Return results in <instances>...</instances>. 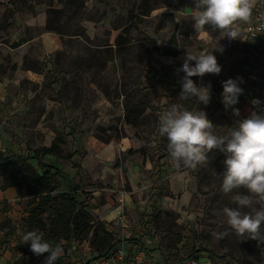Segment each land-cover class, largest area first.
Returning a JSON list of instances; mask_svg holds the SVG:
<instances>
[{
  "label": "rangeland",
  "instance_id": "rangeland-1",
  "mask_svg": "<svg viewBox=\"0 0 264 264\" xmlns=\"http://www.w3.org/2000/svg\"><path fill=\"white\" fill-rule=\"evenodd\" d=\"M249 2V18L236 22L239 40L229 41L211 25L196 31L195 0H0L1 154L63 170L70 179L54 194L78 187L93 227L106 224L116 248L145 247L149 262L264 264V234L236 235L223 213L246 191H221L225 155L213 149L196 168L177 166L159 134L172 105L204 111L217 135L237 125L221 102L223 82L240 78L244 91L264 82V58L242 41L244 27L264 16V0ZM188 51L213 52L220 66L192 77L210 86L207 106L180 98ZM235 106H244L242 95ZM59 139L60 155L45 156ZM32 206L15 189L0 190V264H44L48 253L22 251ZM64 244L56 264L97 256L88 242Z\"/></svg>",
  "mask_w": 264,
  "mask_h": 264
},
{
  "label": "clouds",
  "instance_id": "clouds-1",
  "mask_svg": "<svg viewBox=\"0 0 264 264\" xmlns=\"http://www.w3.org/2000/svg\"><path fill=\"white\" fill-rule=\"evenodd\" d=\"M251 9L249 0H195L194 27L196 31H207L206 26L211 25L219 31H226L231 37L227 40H239L236 22L246 21ZM216 50L222 51L219 47ZM178 71L185 73L180 98H195L199 104L207 106L210 86H198L192 77L220 72L213 52L196 56L188 51ZM243 91L240 78H229L223 82L221 102L225 109L231 108L236 116L240 115V109L233 106L238 104ZM261 103L259 99L252 101L253 106ZM213 126L204 111L181 109L176 105L159 117V134L167 138L168 152L177 166L182 163L185 167L196 168L213 149L225 155L221 191L231 194L234 190H246L232 196L236 207L223 208L227 224L238 236L247 235L251 239L261 240L260 236L264 234V110L252 111L247 118L240 119L235 127L228 128L225 135L215 134ZM245 208L249 211L245 212ZM19 235L21 244L28 245L37 257L48 253L44 264H56L63 256L62 243H53L43 232L32 230Z\"/></svg>",
  "mask_w": 264,
  "mask_h": 264
},
{
  "label": "trees",
  "instance_id": "trees-1",
  "mask_svg": "<svg viewBox=\"0 0 264 264\" xmlns=\"http://www.w3.org/2000/svg\"><path fill=\"white\" fill-rule=\"evenodd\" d=\"M158 50L164 56L176 55L165 48ZM127 120L134 124L132 119L127 117ZM63 143L64 140L59 139L49 148H44V155L59 156L60 145ZM70 158L72 159V156ZM34 159L30 156L5 157L0 152V178L3 179L0 190L14 188L18 195L32 199L33 208L29 212L23 232L32 230L43 232L53 243L86 241L97 253L93 262L103 254L112 253L116 248L113 235L103 223L93 227L95 221L86 210V200H80L81 196H85L84 193L80 192L78 187H74L69 192L54 194L58 190L57 181H69V175L42 160H37L38 164L34 166L31 163ZM73 167L79 168L76 164ZM22 251L26 255H35L28 245H25ZM44 255L46 253L41 256Z\"/></svg>",
  "mask_w": 264,
  "mask_h": 264
},
{
  "label": "built area",
  "instance_id": "built-area-1",
  "mask_svg": "<svg viewBox=\"0 0 264 264\" xmlns=\"http://www.w3.org/2000/svg\"><path fill=\"white\" fill-rule=\"evenodd\" d=\"M244 44L249 45L258 51L261 58H264V16L259 15L253 22L247 24L244 27V36L242 39ZM252 78V77H251ZM261 88L259 90H245L242 95L244 106L235 108L240 109V115H234L231 110L233 120L238 122L240 119L247 118L252 111H260L264 108V82L259 84ZM259 99L262 103L258 106H253L252 101ZM93 264H155L149 262L147 259V251L145 247H138L135 251H132L128 247L121 246L115 248L112 253L101 257L94 261ZM190 264H199V262H191Z\"/></svg>",
  "mask_w": 264,
  "mask_h": 264
},
{
  "label": "crops",
  "instance_id": "crops-1",
  "mask_svg": "<svg viewBox=\"0 0 264 264\" xmlns=\"http://www.w3.org/2000/svg\"><path fill=\"white\" fill-rule=\"evenodd\" d=\"M45 156H46V155H45ZM10 189H14V188H10ZM7 190H8V189H7ZM5 191H6V190H5ZM102 223H103V222H102ZM103 224H104V223H103ZM104 225L106 226V224H104ZM106 228H107V226H106ZM107 230H108V229H107ZM108 231H109V230H108ZM109 232H111V231H109ZM111 233H112V232H111ZM112 235H113V233H112ZM84 242H86V241H84ZM64 243H65V241L62 242V246L65 245ZM78 243H79V242H78ZM76 244H77V243H71V245H76ZM90 247H91V246H90ZM23 253H24V252H23ZM30 256H31V255H30ZM96 257H97V256H96ZM92 260H93V259H92ZM92 260H91V261H92ZM91 261H89V262H91ZM87 263H88V262H87ZM87 263H86V264H87ZM90 264H91V263H90ZM92 264H93V263H92Z\"/></svg>",
  "mask_w": 264,
  "mask_h": 264
}]
</instances>
